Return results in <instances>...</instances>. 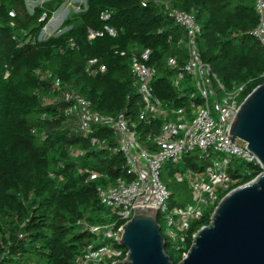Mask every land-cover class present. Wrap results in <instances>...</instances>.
<instances>
[{"label": "trees", "instance_id": "obj_1", "mask_svg": "<svg viewBox=\"0 0 264 264\" xmlns=\"http://www.w3.org/2000/svg\"><path fill=\"white\" fill-rule=\"evenodd\" d=\"M28 1L0 0V264H78L81 251L95 241L78 221L98 225L116 219L102 204L98 188L127 178L126 160L114 151L118 144L112 130L95 127L84 135L74 129L65 113L68 104L52 99L57 95L53 80L84 95L102 113L125 112L137 120L142 96L131 55L135 48L151 49L155 94L181 107L193 87L186 82L181 96L166 60L181 56L178 41L184 35L154 0H146V6L145 0H87V8L64 21L65 33L42 40L43 29L64 0H38L33 9ZM171 1L195 15L201 25L202 59L228 90L246 84L247 96L264 82V47L252 34L259 18L251 0ZM90 31L102 34L89 38ZM95 58L105 65L104 72H89L88 63ZM140 128L151 129L144 122ZM102 142L109 148L102 149ZM198 153L165 166L163 180L172 191L175 171L202 170L210 164L203 158L199 164ZM94 171L102 176L91 178ZM261 172V166L239 159L230 169L243 183ZM210 221L206 215L191 229ZM167 252L175 264L181 261L169 247Z\"/></svg>", "mask_w": 264, "mask_h": 264}, {"label": "built area", "instance_id": "obj_2", "mask_svg": "<svg viewBox=\"0 0 264 264\" xmlns=\"http://www.w3.org/2000/svg\"><path fill=\"white\" fill-rule=\"evenodd\" d=\"M251 1L259 18L252 34L264 47V0ZM154 2L183 31L184 37L178 41L183 49L181 56L170 55L166 65L175 71L172 78L175 88L183 92L186 82L193 87L185 105L174 107L155 94L153 81L157 70L148 63L153 54L151 49L135 48L131 55V70L142 96L137 120L129 119L125 112L102 113L84 95L74 89H62L61 82L53 80V91L57 95L52 99L68 104L65 113L74 129L84 135L91 134L95 127L112 130L118 144L114 151L121 153L126 160L128 177L98 188L102 204L111 209L116 219L98 225L78 221L83 230L95 236V241L79 254L78 264H112L124 259L127 250L118 244L119 232L134 215V206L146 203L159 207L158 220L167 247L182 260L198 230L192 231L194 224L206 216L208 208H212L208 214L211 216L227 193L245 184L242 177H234L230 173L234 159L261 166L257 157L247 149L246 142L236 139L231 144L228 137L231 123L246 97L247 85L240 84L228 90L212 65L202 59L198 43L201 25L194 14L180 10L171 0ZM143 5H147L146 0ZM104 17L109 16L105 14ZM106 30L114 34L112 28L106 26ZM101 34L90 31L89 38ZM121 55H126V52L122 51ZM88 70L98 74L106 67L95 58L89 61ZM38 73L43 78L48 77L41 71ZM183 93L181 96H185ZM141 122L150 125L151 129L143 131ZM99 145L102 149L109 148L106 142ZM194 151L202 153V158L209 160L210 164L202 170L188 168L174 172L171 178L188 187L192 200L183 204L173 203V191L163 180L165 166L169 162L181 163L186 154ZM243 173L249 174V171L245 169ZM101 176L95 171L90 175L93 179Z\"/></svg>", "mask_w": 264, "mask_h": 264}, {"label": "water", "instance_id": "obj_3", "mask_svg": "<svg viewBox=\"0 0 264 264\" xmlns=\"http://www.w3.org/2000/svg\"><path fill=\"white\" fill-rule=\"evenodd\" d=\"M52 22L53 17L48 25ZM228 137L231 144L236 139L248 144L262 172L219 201L210 223L195 232L178 264H264V82L241 103ZM134 208L117 239L126 257L112 264H175L158 220L159 207L146 203Z\"/></svg>", "mask_w": 264, "mask_h": 264}, {"label": "rangeland", "instance_id": "obj_4", "mask_svg": "<svg viewBox=\"0 0 264 264\" xmlns=\"http://www.w3.org/2000/svg\"><path fill=\"white\" fill-rule=\"evenodd\" d=\"M37 4H39L38 0H29L28 5L30 9H33ZM83 8H86L84 0H64L63 4L55 11L53 15V21L46 28L44 33L41 35V39L45 40L46 38L52 35H60L65 33L68 28H63L64 21L70 17L72 14L80 12ZM59 15L57 18L56 16ZM199 158V164H201L202 153L197 154ZM216 156H214L215 158ZM164 174V172H163ZM166 177V176H165ZM170 180V177H167L166 180ZM171 180H173L171 178ZM175 181V180H173ZM176 182V181H175ZM174 196L172 199L173 203L183 204L191 202V192L188 187L184 184H180L176 182V188L173 191ZM212 208H208L206 211V215L211 212ZM165 228V227H164ZM165 230V229H164Z\"/></svg>", "mask_w": 264, "mask_h": 264}, {"label": "bare ground", "instance_id": "obj_5", "mask_svg": "<svg viewBox=\"0 0 264 264\" xmlns=\"http://www.w3.org/2000/svg\"><path fill=\"white\" fill-rule=\"evenodd\" d=\"M58 16H59V15H57L56 18H57ZM54 21H55V19H54ZM54 21H53V22H54Z\"/></svg>", "mask_w": 264, "mask_h": 264}]
</instances>
